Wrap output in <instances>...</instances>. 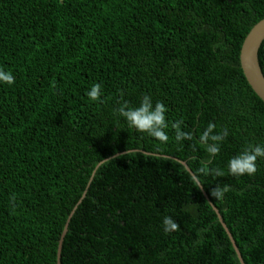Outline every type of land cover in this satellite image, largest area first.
I'll return each instance as SVG.
<instances>
[{
  "label": "trees",
  "instance_id": "1",
  "mask_svg": "<svg viewBox=\"0 0 264 264\" xmlns=\"http://www.w3.org/2000/svg\"><path fill=\"white\" fill-rule=\"evenodd\" d=\"M263 17L264 0H0V68L15 78L0 82V264H56L66 223L59 264H240L213 206L243 263L264 264V157L228 173L264 146L239 62ZM258 62L264 76V39ZM145 95L167 108L166 143L118 114ZM209 122L228 131L209 165L222 177L195 175ZM165 216L180 229L165 233Z\"/></svg>",
  "mask_w": 264,
  "mask_h": 264
},
{
  "label": "clouds",
  "instance_id": "2",
  "mask_svg": "<svg viewBox=\"0 0 264 264\" xmlns=\"http://www.w3.org/2000/svg\"><path fill=\"white\" fill-rule=\"evenodd\" d=\"M0 82L13 84L15 78L10 71H5L0 68ZM101 93L102 85L95 83L86 94L92 101H99L101 99ZM117 111L120 116L126 118L130 128H135L140 132H146L160 142L166 143L169 140L164 130L168 127L165 116L167 108L162 102L157 101L155 106H153L151 98L145 95L138 107H129L128 103L125 102ZM181 123L182 121H176L172 124V127L175 129V139L177 141L185 139L192 140L193 134L181 130ZM215 128V123L209 122L206 130L199 137L198 142L205 146V150L209 153L210 158L201 162V167L195 173L197 176L200 174H211L216 177L225 175L221 169L209 167L212 162L211 158H214L220 152V143L228 136L226 128L214 134ZM258 157H264V146L255 145L245 148L241 153L230 159L228 173L237 177L245 174L254 175L257 172L256 161ZM228 191H230V185L225 184L221 186L217 184L211 189V196L215 199L222 200ZM12 199L14 200L15 196ZM162 224L165 233H171L180 229L179 223L172 216H165Z\"/></svg>",
  "mask_w": 264,
  "mask_h": 264
},
{
  "label": "water",
  "instance_id": "3",
  "mask_svg": "<svg viewBox=\"0 0 264 264\" xmlns=\"http://www.w3.org/2000/svg\"><path fill=\"white\" fill-rule=\"evenodd\" d=\"M263 39H264V17L260 19L259 21H257L245 35L242 41L241 47H240L239 62H240V67L242 69L243 75L246 81L248 82L249 86L264 103V76L262 74V71H261V68L258 62V49ZM180 162L186 167L189 173L192 174L189 168L186 166L185 162L183 161H180ZM199 187L204 197L208 200V196L206 195V192L202 189L200 184H199ZM83 194L82 196H84ZM213 209L220 223L224 227L226 234L228 235L230 239V242L234 248V251L238 257L240 264H244L230 233L228 232V230L226 229V226L224 225L223 221L220 218L218 210L214 206H213ZM72 212L73 210L71 211L69 216L72 214ZM67 220H69V217ZM66 225L67 223L65 224V227L63 229V232L61 234V238L58 244L56 264H59V253H60V248H61V241L66 231Z\"/></svg>",
  "mask_w": 264,
  "mask_h": 264
}]
</instances>
